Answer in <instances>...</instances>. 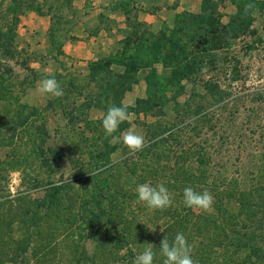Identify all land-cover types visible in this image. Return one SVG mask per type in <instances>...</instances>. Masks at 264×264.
<instances>
[{"label":"rangeland","instance_id":"rangeland-1","mask_svg":"<svg viewBox=\"0 0 264 264\" xmlns=\"http://www.w3.org/2000/svg\"><path fill=\"white\" fill-rule=\"evenodd\" d=\"M9 1L0 0L2 30L10 26L12 16L15 18ZM38 1L43 3L45 0ZM72 1L47 0L43 10L58 6V11L54 8L52 12L65 16L69 9L71 11ZM91 1L88 0L85 6H89ZM206 1H103L105 9L120 12V17L125 18L122 20L125 28L114 33L115 38L121 37L114 42L108 55L121 50L120 41L131 26L138 22L142 23L135 26L139 33L148 30L158 32L172 28L176 15L181 12L212 13L220 17L222 24H226L230 15L237 11L234 0H211L215 2L212 10L207 8ZM177 5L181 10L172 14L164 8L170 6L174 9ZM141 9L155 13V16L149 22L140 21L138 13ZM27 12L19 16L18 22ZM105 16L101 23L107 27L116 25L117 16L113 20ZM247 20L249 27L246 32L235 38L229 37L227 44L212 49V56H207V63L202 70L188 81L181 80L182 86L177 88V97L174 99L173 92L168 93V102L160 109L144 111L145 105L137 103L147 96V70L134 72V82L121 83L124 91L120 103L129 104L130 110L127 120L120 124L112 136L120 137L130 127L134 128L144 137V147L139 154L129 151L125 145L102 133L104 129L101 123V126L97 123L98 128L93 131L96 135L100 134L101 143L107 141V145L84 140V137L93 134L89 130L93 124L88 122L103 119L104 109L94 107V100L96 95L100 99L105 98L106 92L98 89L99 81H90L88 67L73 68L58 56L61 45L60 38L56 36L64 34L62 30L69 28L70 20L63 17L60 21L54 20L49 34L51 40L47 45L38 41L39 38L27 41V32L17 28L12 47L6 44L0 48V70H7L4 77L7 78L8 90L0 97V219H3V231L6 234L4 243L0 244V253L6 252L1 247L5 243L10 244L11 240H25L30 235L32 241L28 243L30 249L23 260L8 252L1 264H74L65 260L66 252L63 249L62 252L57 251L59 254L52 251L43 257L38 253L43 243L37 239L40 232L42 239L45 233L50 232L59 240L65 233L75 234L74 226L65 224L64 227H54V223L41 220L36 226L30 227L20 218V211L16 210H20L17 207L28 200L33 204L38 198L44 197L45 189L49 186L68 184L71 188L67 190L68 196L60 212L65 218H71L77 212L81 198H89L81 187L88 185L91 188L92 173L106 159L113 162L128 159V165L137 160L143 161L130 169L134 172L124 174L133 188L135 201L137 184H163L171 194V212L172 205L183 204V189L191 186L197 191L207 190L211 193L213 204L209 212L217 206L225 210L234 208L244 222L254 221V226L264 218V0H258V4L247 15ZM8 40L4 38L0 42ZM108 55L101 57L106 58ZM107 68L99 70L98 77L112 80ZM110 68L113 73L122 70L118 65ZM156 71L161 75L167 74L159 64ZM51 77L63 89L62 96L53 97L36 92L40 81ZM99 86L104 89V81ZM101 106H106L105 99ZM37 146H41L43 157L46 158L44 162ZM110 148L114 150L110 152ZM103 151L107 155L97 158ZM103 168L99 169L101 176L107 177L108 171ZM115 171L114 167L110 169L112 174ZM14 197L19 198V201L13 202L11 199ZM9 204L14 205L13 212L9 210ZM241 204L244 205L242 208ZM140 209L137 219L144 223L141 224L145 237L142 250L146 246L152 247L167 235H174L175 231L180 233L178 227L184 225L177 220L175 226V217H170V214L162 216L159 210ZM191 210L195 213L205 212L199 208ZM14 219H17L16 222ZM154 227V230H149ZM192 232L197 240L199 235L195 229ZM207 238L205 240L204 237L203 243L208 242ZM197 243L191 244V255H197L200 247ZM83 249L91 252L92 247L86 243ZM10 257L13 258L8 260Z\"/></svg>","mask_w":264,"mask_h":264},{"label":"trees","instance_id":"trees-1","mask_svg":"<svg viewBox=\"0 0 264 264\" xmlns=\"http://www.w3.org/2000/svg\"><path fill=\"white\" fill-rule=\"evenodd\" d=\"M46 1L43 3L38 0L9 1L12 3L15 18L13 19V16L10 18L12 23L9 27L5 26L3 30L0 28V39L7 38L8 40L10 38L8 42H0V48L6 44L12 47L17 36L19 16L25 11L47 13L51 16V25L54 20L60 21L61 13L55 15L52 12L54 8L58 11V6H51L43 10ZM234 1L237 4V11L230 15L229 22L226 24H222L220 17L211 12V15L203 12L197 14L181 12L176 15L172 28L161 29L158 32L148 30V32L139 33L135 26L141 25V22L131 26L130 31L120 41L121 50L110 53L106 58L92 61L88 65L90 81L95 83L99 81L98 89L106 92L103 99H100L99 95L95 96L94 107L103 108L106 113L109 107L120 105V97L124 91L122 84L134 82L133 73L139 69L147 70L145 75L147 96L145 99L137 101V103L145 105L144 111L163 107L168 102V93L173 92L172 97L175 99L178 95L177 88L182 86L181 80L188 81L193 75L200 72L203 65L207 63V56H212L210 53L212 49L221 48L222 45L227 44L229 37L235 38L244 34L248 29L247 15L258 4V0ZM206 5L208 9L212 10L215 2L207 0ZM217 15L219 14L217 13ZM50 31H52V26ZM158 64L167 71V74L161 75L156 71ZM113 65L120 66L121 72L113 73L110 68ZM105 67H108L107 73L114 82L105 77H98L99 70ZM6 72V69L0 70V97L8 91L7 78L4 77ZM103 81L104 89L99 86ZM104 99L106 106H101ZM129 110L128 107L127 111ZM101 121V119H95L94 122H88V124H93L92 128H89L93 134L84 137L85 141L92 144L101 143V135H96L93 131L98 128ZM106 142L102 141L101 145H107ZM36 149L40 151L44 162L46 158L43 157L41 146H37ZM113 150L114 148H110V152ZM136 153L139 154V151ZM105 155L107 152L106 154L104 151L100 152L97 158L105 157ZM126 161L122 159L119 162H113L106 159L105 162L99 164L98 170L92 173L91 188H88V185H84V188L81 187V190L89 198H81L77 205V212L71 218H65L60 212L64 205V199L68 196L67 190L71 188L68 187V184L64 186L61 184L51 185L45 189V196L38 198L35 203L30 204L28 200L26 204L17 207L20 209L16 210L20 211V218L24 219L23 222L30 227L36 226L41 220L54 223L52 224L54 227H64L65 224H68V227L74 226L75 234L65 233L59 240L57 237H53L50 232L45 233V237L42 239L40 232L37 239L43 243V247L38 253L44 257L48 252L53 251L54 254H59L57 251L62 252L63 249V252H66L65 260L70 263L74 262V264H133L136 255L145 245L143 226L137 219L138 210L145 206L141 207L133 200V188L128 184L127 175L124 174L128 171L134 172L130 169L143 161L137 160L130 162L129 165L126 164ZM112 167L116 169L113 174L110 172ZM102 168L104 171H108L107 177L101 176ZM11 200L16 202L19 201V198L14 197ZM13 206L9 204L8 208L11 212L14 211ZM240 206L242 208L244 205ZM171 207L173 208L171 212H169V206L159 210V213L162 216L169 214L170 217L174 216L175 226L178 224L177 220L182 221L184 227L179 226V232L183 233L190 245L193 242H198L200 247L197 255H191L194 256L192 257L194 264H264V218L255 221L256 225L254 226V221L244 222L234 208L225 210L221 206H217L214 211L195 213L191 208L184 207L183 204H175ZM220 212L226 216H222L223 214ZM188 215L191 216L186 219ZM1 219L0 244H3L6 234L3 231L4 223ZM16 220L14 219L15 222ZM8 227L9 223H7ZM193 229L199 235L197 240L196 236H193ZM177 233L175 231L174 235L166 236L169 243L174 240ZM204 237L205 240L208 237V242L203 243ZM201 238H203L202 241ZM31 241L32 236L28 235L25 240L21 239L17 242L11 240L10 244L2 245L1 250H6V252L0 253V264L1 260L8 256V252L19 257L20 261L23 260L24 255L30 249L28 243ZM160 241L152 246L153 264H163L164 258L159 250ZM86 243L92 247L91 252L83 249ZM7 244L9 246L6 248ZM3 254L5 255L3 256ZM11 258L13 257L8 260Z\"/></svg>","mask_w":264,"mask_h":264},{"label":"crops","instance_id":"crops-1","mask_svg":"<svg viewBox=\"0 0 264 264\" xmlns=\"http://www.w3.org/2000/svg\"><path fill=\"white\" fill-rule=\"evenodd\" d=\"M88 0H73L67 15L61 16L64 19L70 20L69 28L63 29V35L56 37L60 38L61 53L58 55L61 60L67 61L66 65L73 66V68L86 69L90 62L96 61L101 56L108 55L114 42L120 39L115 38L114 33L118 29H124L125 24L120 17V12H113L105 9L102 3L105 0H92L89 6H85ZM169 12L176 13L181 8L177 5L174 9L164 7ZM107 10V11H106ZM105 15L111 17L113 20L116 17V25L111 24L109 27L101 23V19L105 20ZM155 13L147 12L141 9L138 13L140 21H148L154 17ZM61 17V18H62ZM103 21V20H102ZM120 22H122L120 24ZM18 29L27 32L28 40L39 38L43 44L50 43L51 30V16L47 13H37L35 11H28L21 16L18 24ZM38 36V37H37ZM37 42V40H36Z\"/></svg>","mask_w":264,"mask_h":264},{"label":"clouds","instance_id":"clouds-1","mask_svg":"<svg viewBox=\"0 0 264 264\" xmlns=\"http://www.w3.org/2000/svg\"><path fill=\"white\" fill-rule=\"evenodd\" d=\"M36 92L40 95H51L60 97L63 95V89L60 88L54 77L44 78L40 81ZM127 103L113 105L109 107L101 121L106 136H111L113 141L125 145L129 151L138 152L144 147V137L131 128L120 137L112 136L121 123L128 118ZM136 202L142 204L149 210H162L169 207L172 203L171 194L163 184L151 185L149 183L137 184L135 188ZM213 196L207 190L197 191L191 186L183 189V205L186 208H199L203 211L211 209ZM140 223H143L140 221ZM144 224V223H143ZM154 228L149 230H154ZM152 243H149L151 245ZM160 254L163 264H194L190 254L191 245L186 241L183 233H177L174 240L169 243L168 239L163 237L159 243ZM154 252L151 246H146L142 252L136 255L133 264H153Z\"/></svg>","mask_w":264,"mask_h":264}]
</instances>
